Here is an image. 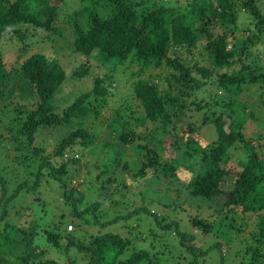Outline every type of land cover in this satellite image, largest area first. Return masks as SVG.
<instances>
[{"label":"trees","instance_id":"16d2710c","mask_svg":"<svg viewBox=\"0 0 264 264\" xmlns=\"http://www.w3.org/2000/svg\"><path fill=\"white\" fill-rule=\"evenodd\" d=\"M67 1L0 0V42L15 37L27 52L11 73L0 49V264H264V141L241 131L255 111L212 91L256 87L264 109V0H79L83 6L66 19L70 58L34 50L26 34L35 28L65 35V25L54 24ZM196 47L206 53L200 61ZM70 72L76 83L86 78V87L56 105L52 98ZM17 77L32 87L27 101L6 86ZM190 110L202 112L199 123ZM202 122L215 136H201ZM68 123L74 125L50 149L36 143L42 129ZM157 134L166 136L157 141L164 161L149 146ZM116 143L143 150L134 172ZM88 144L99 154L89 162L98 169L95 183L85 178L87 188L77 189L69 185L71 166ZM45 174L62 188L73 230L63 225L64 213L37 221L30 202L17 205ZM160 206L168 211L157 213ZM190 209L195 215L186 224L176 213ZM186 226L214 242L204 248ZM154 230L172 231L188 254L175 256Z\"/></svg>","mask_w":264,"mask_h":264},{"label":"rangeland","instance_id":"374dc122","mask_svg":"<svg viewBox=\"0 0 264 264\" xmlns=\"http://www.w3.org/2000/svg\"><path fill=\"white\" fill-rule=\"evenodd\" d=\"M181 1H187V0H181ZM67 5L61 7L60 11H59V16L57 17L55 24L56 26H62L65 25L66 27V33L64 34H59L58 31L56 30H51V31H47L45 29H41V28H35L33 31H35V33H30L28 32L26 34V39L30 37V42L31 44L34 46V50H44L47 54H49L51 57L54 56H58L61 53H66L68 55V57L70 58V54H68L69 52H71L70 50L66 49V38L70 39V41L72 40V34H71V30L69 27V23L67 21L66 23V19H68L69 15H71L74 11L79 10L83 4L81 2H79V0H69L67 1ZM101 11H103L101 9ZM67 17V18H66ZM85 19H82V21H84ZM240 26L244 27L246 25V23L248 22L247 20V16L245 14H241L240 15V19H239ZM65 22V23H64ZM245 28V27H244ZM31 30L33 28H30ZM240 34V33H239ZM63 35V36H62ZM65 36V37H64ZM50 37V39H49ZM24 42H20L18 39H16L15 37L13 39H7L5 41L0 42V49H1V54H2V58H3V62L5 67L10 70L13 67H17V59L19 56H21L22 58L25 57V54H27V52H22L20 51V47L21 44H23ZM262 49L264 48V37L262 38V42H261V46ZM67 52H66V51ZM201 53V55H200ZM200 53H198L197 51V47L195 48V54L193 55L194 58L200 61L202 55H206L205 52H203L202 50L200 51ZM73 54V53H72ZM56 60L58 58H55ZM192 61V58H190ZM262 59H264V51L262 54ZM194 60V59H193ZM95 65H97V63L95 62ZM107 65V64H106ZM106 67L109 68V66L107 65ZM107 69V68H106ZM11 73L13 72L12 70H10ZM18 79H12L8 85H6L9 88V92H11L14 95H18L21 100L23 101H27L29 100L31 97H33V91H32V87L31 85L22 77H17ZM80 81H82V83H76L75 82V76L70 72L68 73L67 77H66V81L67 83H65V85L61 86V93H58V91L56 92L55 96L52 98V102L55 103L56 105H63L64 103H66L67 101H71L75 98V96L86 87V82H84V80H86V78H81L78 79ZM12 84V85H11ZM254 86V85H252ZM7 87L4 88L3 91V97H1V99H3L4 102H6L7 100L10 101L11 99L7 98V94H8V89H6ZM234 91L232 92H225L223 90H217L215 88H212V91H216V93L225 98V100H237L239 103H246V104H250L249 107L252 108L255 112V116L253 118H246L245 119V123L244 126L242 127V133L244 134V137L246 139H250L251 137H256V136H260L262 142L264 141V109L259 107L256 103V98L258 97V91L260 89H256L255 88H251V87H245L240 91H235V89H233ZM122 93V92H121ZM199 96H205L207 97V95H205V93H199ZM6 98V99H4ZM2 101V102H3ZM113 99H110L109 105L108 107H110V105L112 104ZM4 104V103H2ZM10 105V104H9ZM9 105L7 104V107L9 108ZM13 108H17L16 105L13 106ZM11 108H9V115L11 117H13L15 115V112H11L10 111ZM4 113H5V108H3ZM249 108L246 110L248 111ZM113 112V108H110V112H109V117L111 116V113ZM190 112L193 114L192 118H194L196 120V118H200L201 119V114L202 112H195L193 110H190ZM240 114V112H239ZM5 118V117H4ZM179 119V118H178ZM199 119L198 123L201 121ZM86 123H89L88 121ZM195 123V122H194ZM73 123H68L64 126H60L57 127L56 129H53V131L50 130H41L39 132V135L37 136L36 139V143L41 144L43 146H45L46 148L50 149L52 147V145L54 143H56V141L59 139L60 136H62L69 127L73 126ZM173 132L179 133L181 134V131L179 130V128L175 129ZM199 132L201 134V136L210 139L211 137L215 136V128L213 125L202 122V124L200 125L199 128ZM3 133H7V131H3ZM113 132H111V136H112ZM7 136V135H5ZM101 136V135H100ZM115 136V135H114ZM102 137V136H101ZM166 136H162V134H157V137L150 139V143L149 146L157 149L158 154L160 155V161L161 160H165V155L163 153H161V149H160V144L159 142H157L160 138L163 140L165 139ZM115 138V137H114ZM116 142H118L117 137L115 138ZM167 141H169L166 138V141H164L165 143H168ZM134 142L136 143H143L144 139L141 138H134ZM7 143V142H6ZM92 144H88V147H80L82 149H78V152H80L79 155V162L76 165H73V167L71 166V172L72 174L74 173L73 179L70 182V186H74L77 189H85L87 187L86 183H85V178L87 180H91L93 181L92 183H95V180L93 175L95 173L96 170H98L96 168V170L89 165L90 161H95L96 157L99 154H95L93 155L92 152V148H97L96 144L91 146ZM79 146V145H78ZM116 149H120V152L124 151L125 153V157L127 159V161L130 163V171L134 172L136 168L139 167V163H140V157H141V153H143V150L141 149L140 151H134L133 148L131 147H126L124 146L122 143H116L115 144ZM74 152V151H73ZM72 152H70L71 155ZM243 153L240 152V155H242ZM101 155V153H100ZM101 158V157H99ZM107 159V158H106ZM179 159H181V156L179 157ZM198 158L193 157V160L196 161ZM88 160V164H86L85 162ZM228 162V160H227ZM176 166L177 163H174ZM223 164V163H222ZM79 167V170H77L76 168ZM132 167V168H131ZM103 168V167H102ZM89 169V173H87ZM171 169V168H170ZM170 169L167 170V173L170 172ZM76 173V174H75ZM158 175L164 176L162 171L157 172ZM46 175V174H45ZM47 176V175H46ZM150 176L147 175L145 176L143 179H148ZM62 188L60 187L59 183L50 177H43L41 179L40 185L37 188H32L31 192H29L30 194L27 193H23L20 194L19 197L16 199L17 202H19L17 205L21 206L23 202H30L31 204V208L35 213L36 219L37 221H48L50 220V218L52 217V215L55 214H61L64 213L66 216L67 215H72L69 212V209L64 208L63 203H62V198H61V194H62ZM29 196V197H28ZM36 196L41 197L40 199H35ZM21 200H25L20 202ZM147 203V202H145ZM161 208L158 209L157 213H161V211L165 212L168 211V208L165 207L163 208L162 206H160ZM64 208V209H63ZM167 208V209H166ZM180 211V210H179ZM177 212L176 214L179 217L184 218V223L187 224L188 218L189 216L193 213V215H195L194 210H188V212H186V210L181 211V212ZM174 214V213H172ZM192 218V217H191ZM69 217L67 216L66 220L64 221L65 223H63L64 226H66L67 230H70L71 227L69 228V225L72 226V229H74V226L72 224V222L68 221ZM143 220L140 221V224H142ZM191 221V219H190ZM190 223V222H189ZM189 225V224H188ZM110 230H112L114 227V225L109 226ZM142 229L144 230V232L149 233L148 229H147V225H143ZM189 231H192L193 234L196 235V238L199 239L202 236V240L204 239V234L200 233V231L194 227H187L186 228ZM154 230V233L158 236V237H163L168 241L169 244V248L170 250L174 253L175 256H178V254L180 253V250L184 252V254H188V251L184 248V247H180L177 243H176V236L173 235L172 231H167V232H163V231H156ZM140 231L139 229H135L133 230V233L131 234L132 236L139 234ZM220 239L226 243V239L225 238H221ZM214 242V239L212 237L209 238H205L202 241L203 247L205 248L206 246H209L210 244H212ZM209 252V256L213 257V259L218 260V250L215 248H209L208 249ZM55 255L58 254V251L56 250ZM51 253V254H53ZM54 255V254H53Z\"/></svg>","mask_w":264,"mask_h":264},{"label":"built area","instance_id":"2783aa9c","mask_svg":"<svg viewBox=\"0 0 264 264\" xmlns=\"http://www.w3.org/2000/svg\"><path fill=\"white\" fill-rule=\"evenodd\" d=\"M70 228V227H69Z\"/></svg>","mask_w":264,"mask_h":264},{"label":"clouds","instance_id":"9594fccd","mask_svg":"<svg viewBox=\"0 0 264 264\" xmlns=\"http://www.w3.org/2000/svg\"><path fill=\"white\" fill-rule=\"evenodd\" d=\"M18 66V65H17Z\"/></svg>","mask_w":264,"mask_h":264}]
</instances>
